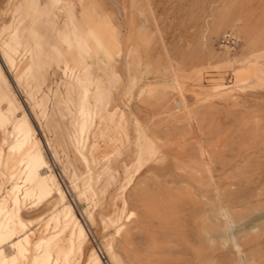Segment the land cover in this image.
Here are the masks:
<instances>
[{"label": "rangeland", "instance_id": "1", "mask_svg": "<svg viewBox=\"0 0 264 264\" xmlns=\"http://www.w3.org/2000/svg\"><path fill=\"white\" fill-rule=\"evenodd\" d=\"M22 116L87 237L30 196L5 244L22 241L15 264H264V0H0L8 207L14 182L28 187L7 159ZM67 237L83 246L65 262L44 251Z\"/></svg>", "mask_w": 264, "mask_h": 264}, {"label": "bare ground", "instance_id": "2", "mask_svg": "<svg viewBox=\"0 0 264 264\" xmlns=\"http://www.w3.org/2000/svg\"><path fill=\"white\" fill-rule=\"evenodd\" d=\"M88 76V68H86L81 75H74L73 77V80L76 84L75 88L79 93V110H83L90 96V91L83 84V79L87 78ZM7 91H9V89ZM102 98L103 91L97 89L96 99L100 100ZM34 133L35 131L33 130L26 116L17 118L13 123V130L10 135L13 136L14 143L9 148L10 153L7 156V159L12 160L14 163L11 165V169H15L17 167L20 168L17 178L22 180L23 187H26V185H28V187L22 191L21 187H18L14 182V184L11 186L10 194L8 195L12 200V204L10 205V207H8L5 203H0V264H15L16 255L23 252L24 248L21 246L22 241L16 242V252H14L13 250V244L12 246L10 245L8 247L5 246V244L9 242L8 239L11 238V235L13 233L19 232L18 227H20L21 230H24L25 220L22 218V209L30 196H37L40 200L47 199L49 200V202H61L62 208H58L59 205L58 207L54 208L52 216L56 219H59L61 218V213L63 212V210H65L63 218H67V216H69V218L68 222L64 224V230H69L70 236L77 235L82 239L87 237L86 230L83 227L84 225H82V223L76 218L75 215H70V213H72L73 207L70 204H66L65 194L56 176L51 173L45 174V172H41V169L49 167V165L47 164L39 140L34 136ZM150 153H154V150H151ZM72 185L73 187H76L73 182ZM66 210L69 211V214H66ZM106 221H109L108 223L110 224L112 223V221H110L109 219L105 220L104 222ZM26 232L27 230H25L22 234V236L24 235L23 240H28L26 237ZM232 238L233 237H231V239ZM66 241V247L59 246L58 240L47 242L44 245V251L56 249V259L65 262L67 260L68 254L70 253V251H72L73 248L81 250L83 246V241L79 244H76L74 240L71 239V237H67ZM112 257L113 256H111V258ZM48 261V258L44 257L43 264H49ZM86 264L101 263L98 255L94 254L87 260Z\"/></svg>", "mask_w": 264, "mask_h": 264}, {"label": "built area", "instance_id": "3", "mask_svg": "<svg viewBox=\"0 0 264 264\" xmlns=\"http://www.w3.org/2000/svg\"><path fill=\"white\" fill-rule=\"evenodd\" d=\"M240 43L239 38L232 31H225L218 40V46L224 50H235Z\"/></svg>", "mask_w": 264, "mask_h": 264}]
</instances>
